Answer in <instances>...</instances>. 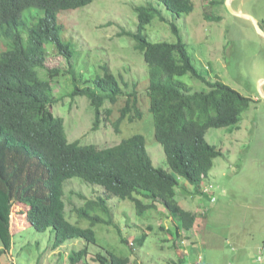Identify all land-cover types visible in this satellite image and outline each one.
I'll return each instance as SVG.
<instances>
[{"label": "rangeland", "instance_id": "374dc122", "mask_svg": "<svg viewBox=\"0 0 264 264\" xmlns=\"http://www.w3.org/2000/svg\"><path fill=\"white\" fill-rule=\"evenodd\" d=\"M191 1L193 10L180 17L157 0H93L83 7L59 13L62 37L70 44L73 55L66 60L48 43L40 75H46L50 69L62 71L52 77V95L56 101L51 110L62 119L69 141L102 147L140 133L153 165L171 171L163 148L154 137L148 98L139 97L141 118L131 121L124 118L116 131L114 123L125 102L124 96L111 105L112 115L101 118L95 126V112L88 98L70 95L75 85L83 87L87 79L102 75L104 65L118 77L124 92L131 91V85L136 83L138 93H145L148 66L142 53L135 49L134 39L119 33L136 30L135 7L147 3L159 7L167 20L154 18L146 26L144 34L149 42H175L177 36L170 27V22H174L193 65L202 76L210 81L220 79L246 96L254 88L258 91L255 79L264 72V49H259V37L251 20L236 15L231 9L243 4L257 15L264 14V0H230L231 9L228 0ZM35 12V7L25 10L23 19L33 20ZM30 24L28 20L27 25ZM7 42L0 38V51L6 48ZM176 79L187 83L192 91L208 90L205 83L189 73ZM254 106L241 114L236 125L207 130L206 141L220 149L221 154L214 158L199 188L179 178L175 199L183 208L197 214L194 226L181 230V238L176 237V222L162 203L138 214L131 200L112 196L106 201L109 214L101 210L94 212L112 221L92 226L95 243L73 238L53 248L52 228L35 230L26 219L27 207L15 202L10 214L12 243L0 257V264H70L69 253L85 246L88 255L78 264H100L96 255L107 256V251L128 256L131 264H176L179 260L195 263L199 257L200 264H257L255 255L257 252L260 255L258 246L262 247L264 241V196L258 194L259 190L264 192L259 189L260 176L264 174V106L257 104V115ZM208 185L211 191L206 190ZM63 190L66 219L81 227L90 226V221L80 218L75 208L82 206L86 199L105 197L103 188L73 176L64 181ZM143 233L146 236L140 244L138 239ZM121 237L128 243L122 242Z\"/></svg>", "mask_w": 264, "mask_h": 264}, {"label": "trees", "instance_id": "16d2710c", "mask_svg": "<svg viewBox=\"0 0 264 264\" xmlns=\"http://www.w3.org/2000/svg\"><path fill=\"white\" fill-rule=\"evenodd\" d=\"M92 1L0 0V38L8 41L0 51V257L12 243L10 214L15 202L27 207L26 219L35 230L52 228L53 248L73 238L95 243L92 226L112 221L94 212L101 210L109 214L106 201L112 196L131 200L138 214L162 203L176 222V237L181 238V230L191 229L197 214L176 201L179 178L200 187L214 158L221 154L220 149L206 141L207 130L236 125L254 102L220 79L210 81L202 76L193 65L174 22H170V27L177 36L175 42H149L144 34L146 26L154 18L167 20L159 7L147 3L135 7L136 30L119 33L134 39L135 49L142 53L148 66L145 93H138L136 83L131 85V91L124 92L118 77L104 65L102 75L87 79L83 87L75 85L70 95L88 98L94 108L95 126L101 118L112 115L111 105L124 96L125 102L114 123L116 131L124 118L130 121L141 118L139 97L148 98L154 137L161 144L171 171L153 165L140 133L102 147L69 141L62 119L51 110L55 99L52 77L62 71L50 69L42 76L40 70L45 65L48 43L66 60L73 55L70 44L62 37L59 13ZM157 1L177 17L189 14L194 8L191 0ZM34 7L35 18L28 19L31 24L27 25L23 13ZM187 73L205 83L208 90L192 91L187 83L176 79ZM73 79H76L74 74ZM73 176L101 186L106 194L86 199L75 208L80 218L90 221L88 227L72 224L64 214L63 183ZM145 236L143 233L139 237L140 244ZM121 241L128 243L122 237ZM87 255L85 246L70 252L68 259L70 264H78ZM95 259L100 264H131L128 256L111 251H107V256L97 254Z\"/></svg>", "mask_w": 264, "mask_h": 264}, {"label": "crops", "instance_id": "0c3cea01", "mask_svg": "<svg viewBox=\"0 0 264 264\" xmlns=\"http://www.w3.org/2000/svg\"><path fill=\"white\" fill-rule=\"evenodd\" d=\"M229 3H230V0H229ZM233 11L234 12H238V13H244V14H247V15H250V16L254 17L258 21V23L260 24L261 28L264 30V14L257 15V14H255V13H253L251 11V9H250L249 6L246 8V7H244L243 4L238 5L236 7V9H234ZM254 33H255V35L257 37H259L258 38L259 39L258 40L259 41V49H264V39L262 37L258 36V34L256 32H254ZM262 79H264V72L261 73V74H258L257 77H256V79H255L257 81V83H258V91L256 90V88H254L248 94V97H251L252 99H254L253 104H256V106H254V108H253V111L256 112V115L258 114V112L256 111L257 104H262L264 106V98L262 96V94H264V81L261 82ZM257 83H255L254 86ZM248 115H250V114H248ZM260 179L262 181L259 182V189H264V174H262V177L260 176ZM257 187H258V185H257ZM258 194H260V196H264V192H261L260 190H259ZM262 243H263L262 244V247L261 246H258V249H260V255H258V252L255 255L256 256V261H258L257 264H264V241ZM185 254L186 253H183L182 255H185ZM235 255L236 254L233 253V257ZM259 256H260L261 259H258ZM239 258H241V256Z\"/></svg>", "mask_w": 264, "mask_h": 264}, {"label": "water", "instance_id": "95a60500", "mask_svg": "<svg viewBox=\"0 0 264 264\" xmlns=\"http://www.w3.org/2000/svg\"><path fill=\"white\" fill-rule=\"evenodd\" d=\"M227 4H228V6L230 8L229 0H228ZM231 11H233V10L231 9ZM233 13H235L236 15H239V16H242V17L250 19L252 24H253V26H254V28H255V30H256V32L264 39V30L261 28L260 24L258 23V21L254 17H252L250 15H247V14H244V13H238V12H234V11H233ZM262 81H264V79H262L261 82ZM262 96L264 98V94H262Z\"/></svg>", "mask_w": 264, "mask_h": 264}, {"label": "built area", "instance_id": "2783aa9c", "mask_svg": "<svg viewBox=\"0 0 264 264\" xmlns=\"http://www.w3.org/2000/svg\"><path fill=\"white\" fill-rule=\"evenodd\" d=\"M211 185H208V188L206 189L207 191H211ZM214 197V196H213ZM215 198V197H214ZM213 198V199H214ZM213 201V200H211ZM184 264H200V257H199V260H197L195 263H191V262H185Z\"/></svg>", "mask_w": 264, "mask_h": 264}]
</instances>
